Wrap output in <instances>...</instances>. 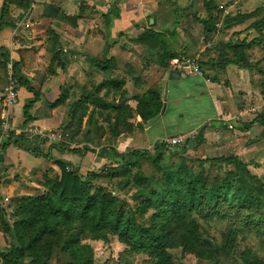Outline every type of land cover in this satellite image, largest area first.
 I'll list each match as a JSON object with an SVG mask.
<instances>
[{"label": "trees", "instance_id": "16d2710c", "mask_svg": "<svg viewBox=\"0 0 264 264\" xmlns=\"http://www.w3.org/2000/svg\"><path fill=\"white\" fill-rule=\"evenodd\" d=\"M201 4L203 17L185 11V19L180 21L182 31L198 32L200 37L193 42L194 46L201 48L211 42L203 53L214 57L197 62L200 70L228 66L254 70L264 88V8L224 15L213 0H203ZM9 5L24 14L31 0H3L0 28L4 26ZM248 22L245 30L255 35L251 40L214 41L217 32L223 34ZM7 26L12 28L11 24ZM153 27L151 25L132 41L151 57L149 62L141 58L143 69L155 65L178 75L170 69L169 63L183 58L185 48L179 51L171 48L166 35L154 31ZM56 44L55 38L54 47ZM257 47L262 57L252 63L246 53ZM7 57L6 52L0 51V68L4 70ZM52 62L60 65L58 53ZM113 63L112 59L104 63L92 61L103 72V80L92 84L90 90L76 86L72 91H63L50 105L56 107L65 100L72 102L65 125L68 137L60 147L75 142L84 119L85 126L91 127L96 135L101 130L96 115L109 130L106 143L114 142L121 134L131 135L159 116L163 104L160 90L155 86L132 98L136 103L133 111L141 119L136 126L128 122L132 109L119 108L114 101L107 102L111 91L118 93L123 85L110 77ZM13 77L18 89L25 87V81L18 78L16 63H13ZM119 95L120 100L125 98L124 92ZM23 115H27L25 108ZM254 121L264 128V109ZM90 133L84 134L88 142L92 139ZM261 136L264 137V132ZM187 142L180 146L158 142L151 152L132 150L125 155L115 154V167H104L85 175H80L70 165L54 162L57 171L46 169L39 183L43 193L9 205L15 220L11 224L3 222L10 249L5 251L0 247V264H52L55 256L64 259L61 264H94L93 251L81 243L82 240L107 243L111 238L123 247L125 255L145 257L151 264H174L170 254L173 250H179L181 257L193 256L207 264H221L222 257L234 260L241 227L228 223L226 232L220 233L218 240L209 233V226L215 220L228 219L234 210L237 214L248 213L244 223L253 224L256 231H261L264 182L233 154L192 163L187 155ZM165 154L170 161H165ZM217 171H222L221 175H217ZM259 234L264 236V232ZM239 258L240 264H264L248 247L241 249Z\"/></svg>", "mask_w": 264, "mask_h": 264}, {"label": "crops", "instance_id": "0c3cea01", "mask_svg": "<svg viewBox=\"0 0 264 264\" xmlns=\"http://www.w3.org/2000/svg\"><path fill=\"white\" fill-rule=\"evenodd\" d=\"M185 1L31 0L29 9L12 23V28L5 21L0 28V51L6 52L13 63L18 64V78L26 83L25 87L18 89V102L12 109V131L0 154V193L10 198L8 206L21 198L43 193L39 183L46 169L57 171L54 162L70 165L80 175H85L104 167H115V154L125 155L132 150L149 151L158 142L195 132L196 135L187 140L186 149L198 148L197 143L201 142L199 150L203 152L218 146L220 150L229 147L242 151V154L253 155L254 146L264 143L259 140L255 145L245 143L251 136H260L264 132V128L254 121L264 109V88L254 70L235 66L224 69L204 67L202 72L207 76L204 77L195 75L183 66L176 71L178 75L155 65H149L146 69L141 66V56L136 51L139 46H135L132 41L151 25H154V31L166 35L169 45L175 43L176 39L182 44L184 37L192 43L198 40L197 36L191 37V33L182 31L180 21L172 24V15L177 8L182 16L185 11H191L188 5L186 10V7H181V2ZM171 5L175 7L171 8ZM219 9L224 15L227 14L221 6ZM19 10L11 6V15L14 14V17ZM168 10L170 14L167 15ZM168 20L170 24L166 23ZM232 34L230 37L234 38ZM55 38L56 47L53 45ZM55 53H58L59 66L52 62ZM246 54L251 60L250 52ZM212 57L213 54L207 56L205 61ZM108 59L114 62L110 77L121 81L123 85L118 93L111 91L107 102L114 101L118 105L124 101V108L132 109V117L128 122L133 126L140 124L141 119L133 111L136 103L132 98L150 88L147 87L150 86L148 79H155V87L160 90L164 108L163 115L155 124L147 129L145 124L131 135L121 134L114 142L106 143L110 137L106 124L99 122L101 130L94 135L93 129L85 126L84 119L81 131L74 138L76 141L67 143L65 148L60 147L62 143L48 144L25 132H65L71 100H65L56 107L50 105L63 91H72L76 86L90 90L92 84L100 83L103 72L92 61L104 63ZM120 92L125 93L122 100ZM185 94L188 103L198 97H208L215 125L202 124L192 129L175 126L169 131L175 124V113L179 112L181 104H185ZM254 96H258L260 107L253 106L239 123L229 129L227 120L238 115L243 107H252L251 98ZM168 105L171 108L167 110ZM24 108L26 117L23 115ZM85 128L91 132L89 137L92 139L89 142L78 139L87 131H83ZM261 139L264 140V137L261 136ZM233 155L237 156L238 153Z\"/></svg>", "mask_w": 264, "mask_h": 264}, {"label": "rangeland", "instance_id": "374dc122", "mask_svg": "<svg viewBox=\"0 0 264 264\" xmlns=\"http://www.w3.org/2000/svg\"><path fill=\"white\" fill-rule=\"evenodd\" d=\"M202 1L203 0H186L184 3L181 2L180 5L181 7L184 8L186 7V5L190 6L191 4V7H192L191 13H195L197 16L203 17L204 11H203V7L201 4ZM213 1L215 2L217 7L221 6L223 9L227 11L226 13L230 15H234L237 12L250 13L257 8H264V0H213ZM2 3H3V0H0V8L2 6ZM11 6L10 5L8 6L9 11L7 12V15H5L4 17V22L7 21L9 22L8 24L11 23V26H12V23H14L15 20H18L17 19L18 17H22L21 13L23 12L19 10L13 17L14 14L11 15V12H10ZM170 7L173 8L175 6L171 5ZM187 7L185 8V10L187 9ZM168 14H170L169 10L167 11V15ZM176 17H180V18H177L176 20ZM184 19L185 18L182 16V12H180L177 8L176 12L172 15V24H174L175 21H183ZM166 23L170 24L171 21L168 20L166 21ZM248 24L249 22L241 26H238L232 30H229L228 32H224L223 34H221L220 32H217L214 37V41L215 39L224 41V42L227 39L228 40L232 39V41H235V40H240L243 38L247 40H251L255 35L253 31L247 32L245 30ZM218 28L219 27H217V29ZM237 32H238V35H233L235 36L234 38L230 37L232 33H237ZM191 33H192L190 35L191 37L195 35L198 37L197 39H199L200 36L198 32L195 31ZM176 41L177 39L175 40V43L171 44L170 46L175 50H178L184 46L186 54L183 57V59H190V61L196 60L197 62H199V61H205L207 56L211 55L208 53V55L204 56L205 54L202 53L204 50L210 47L211 42L210 44L206 46H201V48H198L194 46L191 40L188 39L187 37H184L182 39V42H183L182 44ZM136 51L145 62L150 61L151 57L149 56V53L146 50L142 49L141 47H136ZM249 52L252 55L251 56L252 63L254 62L256 63L262 57V51L258 47L252 49ZM7 55L8 54L6 53V56ZM1 60L2 59H0V61ZM142 65L143 63H141V66ZM118 77H120L119 73H118ZM154 80L155 79H153V77L148 79L147 83H149L150 86H147V87L152 88V86H155ZM7 81H8L7 71L0 68V94L3 93L4 89L6 88L8 84ZM186 97H187V94H185L184 96L185 99H183V102L185 104H181V109L179 110L178 113H175L174 115L175 124L173 125L172 128L169 129V131H171L175 126L179 129H187V128L192 129V128H198L202 126V124L215 125L214 123L215 121L213 119V110L211 109L208 97L206 96L198 97L195 100L189 101V103L186 100L187 99ZM257 97L258 96H254L253 98H251L253 100V102H251L252 107L250 105L245 106V107L249 110L253 109V106L260 107L261 102L259 98ZM170 108H171V105H168L167 110ZM96 119H98V121L101 122L100 120L101 118L98 117L97 115H96ZM83 131L88 132V128H85V130ZM10 134L11 132L7 134L6 137L3 138V140H1L2 138H0V143H2L1 144L2 146L0 145L1 146L0 154L2 153V150H3L2 147L6 143L7 138L9 137ZM84 134L85 132H83L81 135V138H78V139L85 141ZM194 135H196V132L193 133V136ZM0 137H1V131H0ZM258 140L259 142L264 141L261 139V135L260 136L254 135V136H251L249 139L245 140V143L248 145H255V143L258 142ZM74 141H76V139H74ZM200 143L201 142L197 143L198 148L186 149L187 151L190 150V154L188 155H189V158H191V160L193 161L192 163L198 160L204 159V158L214 159V158H218L222 156L236 154L237 152L238 155L236 157L238 158V160H240L244 164H247L249 166L248 167L249 171L252 174H255L256 176L261 178L262 181L264 182V143H260L254 146L253 152H252L253 155L252 154L246 155V153L242 154L241 153L242 151L235 149V148H229V147L226 148L225 150H220V148H217L218 146H214L213 150L209 148L208 150L203 152L199 150L200 149L199 147L201 146ZM194 145L196 144H193L192 146ZM149 151L151 152L152 149ZM164 156H165V161H170L167 154H165ZM192 163L190 164V166L196 169L195 166H193L194 164L192 165ZM0 167H1V163H0ZM144 170L149 172L147 167H144ZM221 173L222 171H217V175H221ZM9 201H10V198H9ZM2 212H4V215L0 216V247L3 250L8 251L10 249V239L4 231L3 222L11 224L15 220V217L12 213L11 206L10 207L7 206ZM248 216H249L248 213L237 214L234 210H232L228 219H225L222 221L215 220L210 224L209 233L218 240L220 239V233L226 232L227 226L229 225L228 223L232 224V226L234 227L236 226L241 227L240 231H242V233L240 234L238 241H237L238 247L236 249V252L234 253V257H235L234 260L227 259L226 257H222L221 264H240L239 254H240L241 249H243V247L250 248L251 251L258 258L264 261V236L259 234V233L264 232V224L261 225V229H262L261 231H256L253 224L244 223V221L246 220ZM81 243L88 245L92 249L93 257H94V264H151L150 261L147 260V258L145 257L125 255L123 253V247L119 245L113 238L109 239L107 243L91 241L89 239L82 240ZM170 254L172 256V261L174 264H207L205 262L199 261L193 256L181 257L179 250H173L170 252ZM63 261L64 259H60V257L55 256L52 260V264H61Z\"/></svg>", "mask_w": 264, "mask_h": 264}, {"label": "built area", "instance_id": "2783aa9c", "mask_svg": "<svg viewBox=\"0 0 264 264\" xmlns=\"http://www.w3.org/2000/svg\"><path fill=\"white\" fill-rule=\"evenodd\" d=\"M107 11V9H105ZM18 26V25H17ZM170 69L173 71H177L182 66L190 69L192 73L197 76H203L202 71L200 70L198 63L196 60L190 61V59H173L169 63ZM192 69V70H191ZM5 70L8 73V84L4 89L3 93L0 94V131L1 137H6L12 131L11 125V116L12 109L18 102V86L13 77V61L10 57H8V61L5 62ZM189 71V72H190ZM252 109H247L243 107L240 113L236 116H231L227 120V124H229V129H232L233 124H237L241 121L242 116L244 114H248ZM25 132H30L36 138L41 141H45L48 144H59L64 143L68 137L67 133L59 132V131H41V130H26ZM193 137V133L188 134L187 136H181L176 138L167 139L164 141L165 144L170 146H180L185 143V141L189 140ZM2 143H0L1 145ZM2 146V145H1ZM0 146V151H1ZM9 204V198L0 193V212L3 211Z\"/></svg>", "mask_w": 264, "mask_h": 264}, {"label": "water", "instance_id": "95a60500", "mask_svg": "<svg viewBox=\"0 0 264 264\" xmlns=\"http://www.w3.org/2000/svg\"><path fill=\"white\" fill-rule=\"evenodd\" d=\"M150 24H152V20L149 21ZM119 108H124V101H121L118 105H117ZM164 113V108H162L159 116H157L156 118L152 119L151 121L147 122L146 125H145V128H149L151 125L155 124L159 118L163 115Z\"/></svg>", "mask_w": 264, "mask_h": 264}]
</instances>
